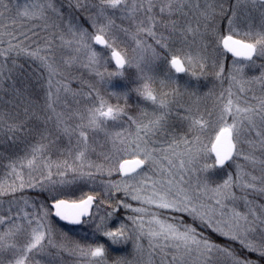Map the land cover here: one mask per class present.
<instances>
[{
  "label": "snow or ice",
  "instance_id": "6c2138e0",
  "mask_svg": "<svg viewBox=\"0 0 264 264\" xmlns=\"http://www.w3.org/2000/svg\"><path fill=\"white\" fill-rule=\"evenodd\" d=\"M0 264H264V0H0Z\"/></svg>",
  "mask_w": 264,
  "mask_h": 264
},
{
  "label": "trees",
  "instance_id": "16d2710c",
  "mask_svg": "<svg viewBox=\"0 0 264 264\" xmlns=\"http://www.w3.org/2000/svg\"><path fill=\"white\" fill-rule=\"evenodd\" d=\"M26 2V0H15V3L19 4V5H23ZM185 79H187V77H185ZM195 83V82H193ZM203 84V82H201ZM234 170V166L231 167H226V169L224 170H216L211 174V177L213 179H221L222 177H224L225 175V171H233ZM65 231L67 230H71L72 234L78 237H87V238H94L92 236V231L88 226H80V227H68L66 225H63ZM215 238V237H214ZM220 243H227L226 241H224L223 239H219Z\"/></svg>",
  "mask_w": 264,
  "mask_h": 264
},
{
  "label": "water",
  "instance_id": "95a60500",
  "mask_svg": "<svg viewBox=\"0 0 264 264\" xmlns=\"http://www.w3.org/2000/svg\"><path fill=\"white\" fill-rule=\"evenodd\" d=\"M68 226H70V225H68ZM72 227H77V226H72Z\"/></svg>",
  "mask_w": 264,
  "mask_h": 264
}]
</instances>
